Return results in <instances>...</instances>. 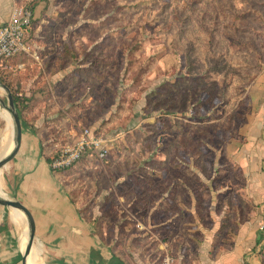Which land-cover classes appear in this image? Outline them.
I'll list each match as a JSON object with an SVG mask.
<instances>
[{"label": "rangeland", "instance_id": "obj_1", "mask_svg": "<svg viewBox=\"0 0 264 264\" xmlns=\"http://www.w3.org/2000/svg\"><path fill=\"white\" fill-rule=\"evenodd\" d=\"M58 3L51 27L70 30L62 60L47 67L15 58L0 77L19 93L20 78H81L56 91L57 102L82 97L81 104L54 108L52 118L71 137L101 129L110 151L104 160L83 159L65 169L63 183L84 218L111 237L120 219L144 222L160 200L165 185L150 171L179 173L187 167L181 169V154L195 170L199 147L220 145L233 119L242 117L247 85L264 69V0ZM19 59L29 61L26 68L17 69ZM0 96L7 101L6 90ZM30 112L33 120L40 114ZM114 246L123 254L136 250L124 240Z\"/></svg>", "mask_w": 264, "mask_h": 264}, {"label": "crops", "instance_id": "obj_2", "mask_svg": "<svg viewBox=\"0 0 264 264\" xmlns=\"http://www.w3.org/2000/svg\"><path fill=\"white\" fill-rule=\"evenodd\" d=\"M18 6L32 9L27 37L40 60L21 57L47 67L61 61L70 30L60 33L51 27L60 13L58 0H0V26ZM27 63L19 59L16 67L26 68ZM72 63L67 65L68 72ZM80 81L20 78L16 83L22 86L20 94L29 109L23 117L20 150L2 173L0 197L26 206L34 229L25 214L17 219L15 210L0 205V264H23L31 236L34 247L26 264H159L166 255L173 264H264V230H260L264 222V69L247 87L246 107L227 139L220 145H202L193 171H150L149 177L165 185L160 200L150 205L144 222L124 225L125 218L120 219L111 237L100 234L84 218L64 179L54 174L43 155L48 142L45 120L58 113L54 108L61 111L83 100L59 103L56 91L63 83ZM33 109L40 112L34 120ZM13 146L0 115V160ZM189 157L181 154V169L190 167ZM156 214L159 217L154 218ZM120 240L132 243L136 250L119 252L114 245Z\"/></svg>", "mask_w": 264, "mask_h": 264}, {"label": "built area", "instance_id": "obj_3", "mask_svg": "<svg viewBox=\"0 0 264 264\" xmlns=\"http://www.w3.org/2000/svg\"><path fill=\"white\" fill-rule=\"evenodd\" d=\"M33 24V12L30 7L18 6L14 9L9 20L0 26V62L14 59L23 55L31 56L36 61L40 60L28 43V32ZM8 66L5 65V68ZM109 141L97 136L91 128L82 131L78 139L65 146L54 160L49 164L52 169H67L79 162L84 156H93L104 160L109 151ZM264 230V222L260 225ZM170 255L163 257L160 264H173Z\"/></svg>", "mask_w": 264, "mask_h": 264}, {"label": "trees", "instance_id": "obj_4", "mask_svg": "<svg viewBox=\"0 0 264 264\" xmlns=\"http://www.w3.org/2000/svg\"><path fill=\"white\" fill-rule=\"evenodd\" d=\"M77 35H78L77 37H79L81 35V33H79ZM74 44H75V40L73 42H71V45H72V48H74L76 50L75 47H77V46H74ZM23 56H26V55H23ZM14 59L5 60L2 63L0 62V70L8 69L9 66L7 65V63L14 60ZM5 65H7L8 67L5 68ZM258 75L256 77H254V79L247 85V87L258 77ZM0 83L7 86L11 90L17 111L19 113V116H20V119H21L22 125H23L24 124L23 117H24L25 112L28 109V107L25 104V100H23L22 96H20L19 90H14L13 86L10 83L4 82L1 79V77H0ZM246 103H247V98H246ZM235 119H233V120H235ZM59 120H62V119H59ZM72 121L74 123H76L74 119H72ZM62 122H64V121H62ZM67 123H65V124H67ZM233 123H234V121H233ZM233 123L228 128L227 136H229L230 132L233 129ZM43 127L47 131L46 137L48 139V142L45 143V145L43 146V155L45 157V160L48 162V164H50L54 160V158L59 154V152L65 146H67L69 144H73L77 140L78 136L77 137H71L66 131L67 130L66 126L62 125V123L56 121V119H54V118L46 119ZM94 132L97 136L104 137L103 131L101 129H96V130H94ZM64 138L67 140L65 143L62 142L63 141L62 139H64ZM201 146L199 147V149H201ZM83 159H86V156H84L81 160H83ZM99 160H101V159H99ZM196 162H197V160H196ZM187 168H184L183 170H186ZM52 171L54 172V174L62 177V179L65 178V175H64V173L66 171L65 169H61V170L52 169ZM63 185H64L65 189L69 192V194L72 198V195H71L70 190H69V186H66L64 183H63ZM72 200L75 203L73 198H72Z\"/></svg>", "mask_w": 264, "mask_h": 264}, {"label": "water", "instance_id": "obj_5", "mask_svg": "<svg viewBox=\"0 0 264 264\" xmlns=\"http://www.w3.org/2000/svg\"><path fill=\"white\" fill-rule=\"evenodd\" d=\"M0 85L7 92V101H5V99H3L0 96V106L3 108H6L10 112L12 116V120H13V126H14L13 128H14V135H15V142H14V146L11 152L5 158L0 160V170H4L7 167V165L15 159L16 155L18 154L20 150L22 139H23V125H22V121L20 119L19 113L17 111L11 90L7 86L1 83ZM0 205L3 207L11 208L15 211L25 214L30 221V226L32 230L34 229V219H33L32 213L22 203L16 200H9V199H4L0 197ZM33 237L34 236H31L29 245L25 249L23 260H22L23 264H26L27 257L33 250V247H34Z\"/></svg>", "mask_w": 264, "mask_h": 264}, {"label": "bare ground", "instance_id": "obj_6", "mask_svg": "<svg viewBox=\"0 0 264 264\" xmlns=\"http://www.w3.org/2000/svg\"><path fill=\"white\" fill-rule=\"evenodd\" d=\"M0 90H4L1 85H0ZM0 115L6 121V123L8 125V129H9V133H10V148H11L15 142V135H14V128H13L14 126H13L12 116H11L10 112L6 108H3V107H1ZM2 173H3V170H0V180L2 177ZM1 184L2 183L0 182V187H1ZM15 212H16L17 219L22 218L23 214L21 212H18V211H15Z\"/></svg>", "mask_w": 264, "mask_h": 264}]
</instances>
